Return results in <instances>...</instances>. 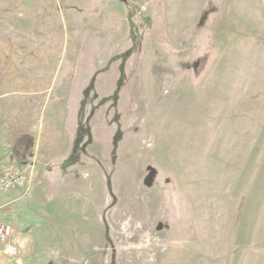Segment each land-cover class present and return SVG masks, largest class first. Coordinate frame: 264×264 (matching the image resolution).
<instances>
[{
    "label": "rangeland",
    "instance_id": "374dc122",
    "mask_svg": "<svg viewBox=\"0 0 264 264\" xmlns=\"http://www.w3.org/2000/svg\"><path fill=\"white\" fill-rule=\"evenodd\" d=\"M0 163V264H264V0H0Z\"/></svg>",
    "mask_w": 264,
    "mask_h": 264
},
{
    "label": "built area",
    "instance_id": "2783aa9c",
    "mask_svg": "<svg viewBox=\"0 0 264 264\" xmlns=\"http://www.w3.org/2000/svg\"><path fill=\"white\" fill-rule=\"evenodd\" d=\"M24 183V173L18 168L5 170L0 175V194L7 193ZM19 246L14 239L10 224L0 220V253L5 258L14 257L19 253Z\"/></svg>",
    "mask_w": 264,
    "mask_h": 264
},
{
    "label": "trees",
    "instance_id": "16d2710c",
    "mask_svg": "<svg viewBox=\"0 0 264 264\" xmlns=\"http://www.w3.org/2000/svg\"><path fill=\"white\" fill-rule=\"evenodd\" d=\"M28 135V133L25 130H20L13 128L9 133V140L11 148H15L16 146L20 145L22 140ZM14 167L5 166L0 163V175L8 169H11Z\"/></svg>",
    "mask_w": 264,
    "mask_h": 264
},
{
    "label": "crops",
    "instance_id": "0c3cea01",
    "mask_svg": "<svg viewBox=\"0 0 264 264\" xmlns=\"http://www.w3.org/2000/svg\"><path fill=\"white\" fill-rule=\"evenodd\" d=\"M15 168V167H14Z\"/></svg>",
    "mask_w": 264,
    "mask_h": 264
}]
</instances>
